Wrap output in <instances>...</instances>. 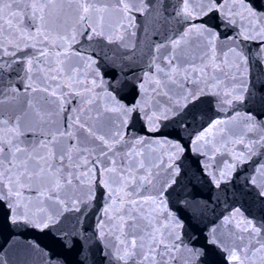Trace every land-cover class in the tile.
<instances>
[{
	"label": "snow or ice",
	"instance_id": "6c2138e0",
	"mask_svg": "<svg viewBox=\"0 0 264 264\" xmlns=\"http://www.w3.org/2000/svg\"><path fill=\"white\" fill-rule=\"evenodd\" d=\"M0 237V264H264V0H0Z\"/></svg>",
	"mask_w": 264,
	"mask_h": 264
}]
</instances>
